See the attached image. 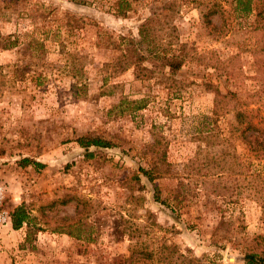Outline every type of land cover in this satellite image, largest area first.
<instances>
[{"label":"rangeland","instance_id":"1","mask_svg":"<svg viewBox=\"0 0 264 264\" xmlns=\"http://www.w3.org/2000/svg\"><path fill=\"white\" fill-rule=\"evenodd\" d=\"M115 1L0 0V209L9 216L22 206L29 215L18 230L10 220L0 226V264H132L129 229L149 249H174L160 264L264 256V218L252 194L264 187V168L241 149L231 110L264 117L256 11L236 17L222 4L214 28H205L201 8L176 1L175 31L166 33L186 58L178 70L148 58L152 72L138 80L117 66L114 42H138V25L170 0H129L125 18L113 14ZM215 89L229 103L218 115ZM135 100L144 109L132 110ZM79 137L111 146L85 150ZM163 149L166 165L149 182L141 170Z\"/></svg>","mask_w":264,"mask_h":264},{"label":"trees","instance_id":"2","mask_svg":"<svg viewBox=\"0 0 264 264\" xmlns=\"http://www.w3.org/2000/svg\"><path fill=\"white\" fill-rule=\"evenodd\" d=\"M180 0H170L166 4L162 5L161 10L153 17L146 19L143 23L137 27V36L139 41H135L132 37L119 36L117 42H114V49L119 52L117 66L119 68H131L135 79L145 80L148 79V74L152 72L151 69H147L143 66V63L150 58L154 62V67L171 68L173 70L180 69L183 61L186 57L183 55V49L179 46L177 49L172 48L173 37L176 38L175 28L171 25L172 15L175 13L177 2ZM195 7L201 8L200 18L205 28H214L211 25V17L218 12L220 5H230V14H234L236 17L246 18L253 11L255 20L253 22V30L259 32L260 37H263V45L259 48L264 53V0H188ZM132 3L129 0H116L113 5V14L116 17L125 18L127 13L131 11ZM171 31L172 33H166ZM15 43L8 44L2 48H10ZM178 44V43H177ZM142 46V47H140ZM178 46V45H177ZM143 50V51H142ZM124 60V62H120ZM1 69V68H0ZM3 86V79L0 74V87ZM215 100L213 103L212 115H218L219 111L229 106L228 102H224L227 95H221L218 90L214 91ZM221 101V103H220ZM223 101V102H222ZM132 110H141L145 107L143 100H135L130 102ZM221 105V106H220ZM234 114V120L237 125L235 129L240 130L241 137V149L245 151L248 159L257 162L261 169L264 168V117L257 116L255 110L240 111L235 104L232 107ZM76 143L83 149H87L90 146L97 148H109L111 144L100 138H88L79 137L76 139ZM158 140H153V145H158ZM156 163L149 170H141L143 177L147 181L152 182L155 178H158V166L161 164L166 165L165 162V150L157 151ZM90 157V155H87ZM20 164L22 166L32 165L33 168H42V165L37 162L30 161L28 159H21ZM264 176V173H263ZM258 177V175H257ZM246 179V176L245 178ZM264 178H260L258 181L264 183ZM245 181V180H243ZM245 186L252 191L251 183L245 182ZM253 196L256 197L258 206L261 209V217L264 218V187L253 189ZM159 189L154 187L153 198L156 202L162 203L159 199ZM9 220L11 228L18 230L23 224L29 223V215L22 206L14 208L9 214ZM32 227H28V231L25 235V240L28 241L32 234L30 230ZM134 231L127 230L126 235L129 241H133L135 238L137 242L133 243V247L130 249L129 263L132 264H147L152 261L158 262V264L164 262L166 258H171L174 255V249L158 243V247L155 249H149L142 242H138L137 236L134 235ZM69 235V233H66ZM70 236V235H69ZM164 251L167 253L164 254ZM134 258V259H132ZM177 258L181 261H185L186 258L181 254H177ZM243 264H264V256H261L252 252H245L242 257Z\"/></svg>","mask_w":264,"mask_h":264},{"label":"built area","instance_id":"3","mask_svg":"<svg viewBox=\"0 0 264 264\" xmlns=\"http://www.w3.org/2000/svg\"><path fill=\"white\" fill-rule=\"evenodd\" d=\"M1 187H0V199H1ZM9 222V216L7 212L0 209V226L5 225Z\"/></svg>","mask_w":264,"mask_h":264}]
</instances>
